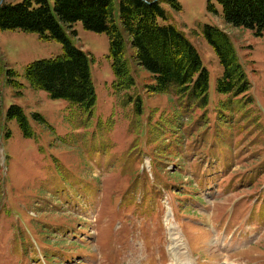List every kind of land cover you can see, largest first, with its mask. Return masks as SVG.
I'll list each match as a JSON object with an SVG mask.
<instances>
[{"label": "rangeland", "instance_id": "374dc122", "mask_svg": "<svg viewBox=\"0 0 264 264\" xmlns=\"http://www.w3.org/2000/svg\"><path fill=\"white\" fill-rule=\"evenodd\" d=\"M175 1L161 2V22L183 33L209 75L207 105L184 112L174 96L146 91L154 80L128 41L135 84L117 92L107 35L60 22L88 58L96 100L85 111L24 77L28 63L61 54L62 42L0 29V264H173L172 225L199 264H264V32L227 23L218 0ZM205 24L228 33L250 106L222 104ZM161 176L177 185L166 189Z\"/></svg>", "mask_w": 264, "mask_h": 264}, {"label": "trees", "instance_id": "16d2710c", "mask_svg": "<svg viewBox=\"0 0 264 264\" xmlns=\"http://www.w3.org/2000/svg\"><path fill=\"white\" fill-rule=\"evenodd\" d=\"M152 1L53 0V9L59 21L52 13L48 0H22L16 3L2 1L0 29L37 32L41 38H53L62 42L61 54L28 63L24 68V77L32 88L46 90L52 98L69 100L85 111H90L96 100L88 58L83 50L72 46L60 22L71 27L80 20L86 29L107 35L115 91L130 89L135 84L124 55L125 42L128 41L134 50L137 64L143 66L154 80L147 84V92L174 96L183 112L190 111L192 106L205 107L208 103V71L202 66L198 51L183 33L174 26L161 22L166 18V12L161 6L163 0ZM169 1L175 8H179L175 0ZM218 2L227 23L248 28L255 35L264 32V0ZM202 30L222 65V75L216 84L217 92L226 95L222 104L224 107H231L235 102L249 105L253 101L248 92L250 81L228 33L209 24H205ZM10 81L20 85L15 80ZM134 107L140 111L139 97ZM13 108L28 134L25 116L17 107ZM160 170L166 173L164 167ZM146 176V172H142V178L146 179ZM159 178L169 184L166 189L177 185L168 177Z\"/></svg>", "mask_w": 264, "mask_h": 264}, {"label": "bare ground", "instance_id": "6f19581e", "mask_svg": "<svg viewBox=\"0 0 264 264\" xmlns=\"http://www.w3.org/2000/svg\"><path fill=\"white\" fill-rule=\"evenodd\" d=\"M172 229V240H173V245L174 249H176V255H177V262H173V264H199L198 262L196 263L195 261H192L193 259L190 258L189 254L187 253V250H184V247L177 242L178 237H177V229L174 228V225L171 227ZM226 264V263H225ZM227 264H236L233 262H228Z\"/></svg>", "mask_w": 264, "mask_h": 264}, {"label": "water", "instance_id": "95a60500", "mask_svg": "<svg viewBox=\"0 0 264 264\" xmlns=\"http://www.w3.org/2000/svg\"><path fill=\"white\" fill-rule=\"evenodd\" d=\"M153 1H156V0H153ZM153 1H152V2H153Z\"/></svg>", "mask_w": 264, "mask_h": 264}]
</instances>
